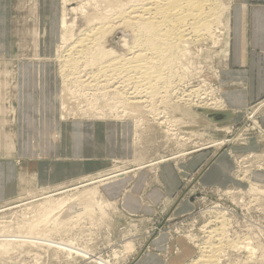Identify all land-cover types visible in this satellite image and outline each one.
Segmentation results:
<instances>
[{
  "label": "rangeland",
  "instance_id": "374dc122",
  "mask_svg": "<svg viewBox=\"0 0 264 264\" xmlns=\"http://www.w3.org/2000/svg\"><path fill=\"white\" fill-rule=\"evenodd\" d=\"M11 1L10 47L0 48V158L12 156L14 150L10 143L13 132L19 130L17 76L28 66L25 63L41 66L42 74H46L43 80L52 83L60 121H123L121 124L129 128L136 155L114 158L104 170L65 184L42 186L34 177L30 183L22 180L16 197L0 204V264H131L142 248L149 249L152 240L166 233L185 240L197 258L201 247L219 246L216 231L220 233L224 222L226 233L219 264H264V132L255 127L257 123L264 129V98L242 112H232L226 108L220 77L230 56L231 20L237 0H209L215 5L219 2L220 22L217 19L205 41L186 44L190 47L185 48V58L178 60L181 69L172 79L171 91L155 101L158 117L144 109L114 108L112 93L106 98L100 96L107 90L97 91V98H92L89 91L69 95L65 87L70 85L59 73L62 0ZM93 1L97 0H72L78 10L68 15V22L79 18L81 23L80 12L88 11ZM98 5L94 8L101 10ZM65 100L74 104L67 105L72 110L65 112L70 115L66 121L61 118ZM212 114L228 117L216 121L209 117ZM162 120H167V124H160ZM198 156H204L203 163L186 171L183 165ZM223 158L233 169L229 184L202 181L205 173ZM165 162L181 174L182 187L153 216L127 215L121 202L106 200L100 191L121 179H130L131 187L144 170L154 178L159 165ZM48 195L54 196L45 198ZM68 198L85 205L90 201L93 211L81 212L78 221L68 227L44 229L48 221L46 207ZM187 202L191 206L180 212V206ZM49 241L72 245V250L49 246Z\"/></svg>",
  "mask_w": 264,
  "mask_h": 264
},
{
  "label": "crops",
  "instance_id": "0c3cea01",
  "mask_svg": "<svg viewBox=\"0 0 264 264\" xmlns=\"http://www.w3.org/2000/svg\"><path fill=\"white\" fill-rule=\"evenodd\" d=\"M10 2L0 0V48L10 47ZM25 64L28 66L17 76L19 130L13 132L10 143L14 150L12 156L0 158V204L16 197L22 180L30 183L34 177L42 186L65 184L104 170L114 158L136 155L129 128L121 124L123 121H60L52 83L43 80L46 74H42L41 66ZM220 77L226 108L232 112H242L264 98V0H237L232 12L230 56ZM261 119L264 126V113ZM202 160L204 156H198L183 167L192 171ZM226 162L224 158L216 162L201 180L229 184L233 169ZM129 183L130 179H121L100 189L106 200L121 202L127 215L153 216L182 187L181 174L170 162L159 165L154 178L144 170L131 187ZM188 205L191 206L188 202L182 204L179 211ZM195 255L185 240L166 233L152 240L149 249L142 248L131 264H187Z\"/></svg>",
  "mask_w": 264,
  "mask_h": 264
},
{
  "label": "bare ground",
  "instance_id": "6f19581e",
  "mask_svg": "<svg viewBox=\"0 0 264 264\" xmlns=\"http://www.w3.org/2000/svg\"><path fill=\"white\" fill-rule=\"evenodd\" d=\"M211 1L97 0L93 1V5L88 8V11L80 12L81 23H79V18L75 22L69 23L68 15L78 9L73 6L72 0H62V34L58 56L60 76L66 85L67 83L70 85V87H65L67 88L65 91H68L69 95L75 94L76 91H80L79 94L89 91L92 98H97V91L107 90L102 91V94L100 92V96L106 98L112 93V98L115 97L113 101L114 108H124L126 110L132 108L138 111L144 109L148 112L147 114L157 116V103L155 101L167 97L171 91L173 87L172 79L173 77L176 78L177 69H181L178 60L180 61V58L184 56L185 48L190 47H185L186 44L201 42L202 39V41H205L204 39L208 38L217 19L220 22L222 16L220 10L222 9L218 5L219 2L216 3L218 5L216 7L215 3ZM95 5L100 6L101 10L95 9ZM218 9L220 10L218 11ZM193 44L196 45L197 43ZM198 94L200 93L198 92ZM198 97L196 96V98ZM188 98L190 99V97ZM69 102L63 101V120L70 116L65 113L72 110L67 106ZM77 102L79 103L78 100H76ZM213 103L212 106L216 107L217 103ZM71 105L74 106L70 102ZM255 112L252 113L254 116ZM251 117L254 119L253 116ZM159 123L166 125L167 120H162ZM255 125L256 129L264 132L261 126L257 123ZM51 196L54 195H48L45 198ZM97 198L98 193H95V201ZM100 200L103 201L104 197H100ZM89 202L85 205L83 202L80 204L77 200L68 198L58 204H49L46 207L48 221L43 228L47 231H53L57 227L72 225L73 222L78 221L81 212L93 211ZM41 206H45V204ZM223 218L222 220L225 219ZM222 225L220 233L218 229L215 230L217 237L220 238L217 241L219 246L201 247L199 257L189 264L220 263L226 233V229H224L226 228L225 222ZM211 233L214 235L213 232ZM48 244L52 247L72 250V245L69 246L54 241H49ZM230 246H233V244L231 243ZM4 247L5 244L2 249Z\"/></svg>",
  "mask_w": 264,
  "mask_h": 264
},
{
  "label": "water",
  "instance_id": "95a60500",
  "mask_svg": "<svg viewBox=\"0 0 264 264\" xmlns=\"http://www.w3.org/2000/svg\"><path fill=\"white\" fill-rule=\"evenodd\" d=\"M209 117L212 118L213 120H216V121L226 118V116L223 114H212Z\"/></svg>",
  "mask_w": 264,
  "mask_h": 264
}]
</instances>
